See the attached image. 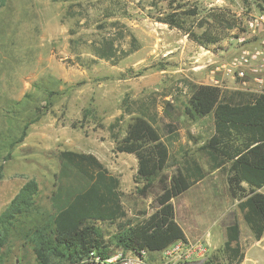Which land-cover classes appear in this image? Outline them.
<instances>
[{
  "label": "rangeland",
  "instance_id": "obj_1",
  "mask_svg": "<svg viewBox=\"0 0 264 264\" xmlns=\"http://www.w3.org/2000/svg\"><path fill=\"white\" fill-rule=\"evenodd\" d=\"M263 6L264 0H0V153L27 120L37 119L4 163L0 210L29 178L50 209L57 156L68 149L98 156L119 178L121 221H139L158 207L159 178L168 182L195 161L203 178L172 199L177 223L186 228L196 220L198 230L187 241H201L210 256L217 254L212 264H230L219 249L225 227L236 221L240 264H264V239L256 242L238 206L243 198L228 190L230 162L213 168L204 148L214 133L213 113L199 114L190 102L200 87L217 89L216 100L241 91L231 72L211 69L240 47L246 21ZM192 9L195 15L184 14ZM174 11L181 13L179 26L156 20ZM102 39L113 41L114 59L95 55ZM136 117L149 120L169 149L167 164L145 192L135 180V155L116 151L111 136L123 138ZM119 221L97 223L106 251L120 247L110 242ZM148 262L159 263L151 255ZM7 264H35L28 244H14Z\"/></svg>",
  "mask_w": 264,
  "mask_h": 264
},
{
  "label": "trees",
  "instance_id": "obj_2",
  "mask_svg": "<svg viewBox=\"0 0 264 264\" xmlns=\"http://www.w3.org/2000/svg\"><path fill=\"white\" fill-rule=\"evenodd\" d=\"M195 13L196 9L184 12L186 15ZM180 14L174 11L156 20L179 26ZM187 34L198 44H203L199 36ZM209 42L212 41L209 39ZM121 53L125 54L124 51ZM95 55L101 59H114L113 41L102 39L95 47ZM217 93L215 88L200 87L190 102L199 114L212 111L214 133L204 148L213 168L230 162L228 190L231 196L243 198L238 204L243 220L254 239L259 240L264 234V193L258 191L264 187V94L233 91L216 100ZM48 107L46 105L44 109ZM35 120H27L18 137L2 143L0 178L14 146L23 141L29 125ZM113 126L110 125L111 129ZM166 126L170 129L169 124ZM111 136L116 151L135 155V180L142 183L140 192L147 191L167 164V143L145 117H136L123 138L112 132ZM57 158L59 167L50 196V209L41 205L37 180L29 178L0 210V264L11 260L12 246L18 243L28 244L35 264H76L90 251L106 254L103 234L97 225L106 221L120 220L110 242L125 250L145 249L148 256L157 258L158 262L163 249L177 241L187 242L183 229L175 220L172 199L203 178L204 173L197 162L178 168L168 182L160 177L157 209L134 222L132 219L121 221L126 212L121 202L119 178L93 154L65 149ZM240 233L236 221L225 227V240L219 252L230 264H240L244 258ZM217 257V254L210 256L207 253L201 264H212Z\"/></svg>",
  "mask_w": 264,
  "mask_h": 264
},
{
  "label": "built area",
  "instance_id": "obj_3",
  "mask_svg": "<svg viewBox=\"0 0 264 264\" xmlns=\"http://www.w3.org/2000/svg\"><path fill=\"white\" fill-rule=\"evenodd\" d=\"M238 40L240 47L228 60L215 64L211 73L219 70L231 72V78L240 80L235 83V88L264 94V9L246 21V29ZM207 253V247L201 241H177L160 252L158 264H201ZM148 255L145 249L136 251L119 247L103 255L90 251L76 264H150Z\"/></svg>",
  "mask_w": 264,
  "mask_h": 264
},
{
  "label": "crops",
  "instance_id": "obj_4",
  "mask_svg": "<svg viewBox=\"0 0 264 264\" xmlns=\"http://www.w3.org/2000/svg\"><path fill=\"white\" fill-rule=\"evenodd\" d=\"M91 154H93V155L98 159V156H96L95 153L92 152ZM121 180H122V179H121ZM196 183H197V182H196ZM193 185H194V184H193ZM181 194H182V193H181ZM190 221L192 222V226H189V227H186V228L178 223V224L181 226V228L183 229L184 234H185L187 240H189L190 237H193V236L196 234L195 232H197V230H198V228H197V224L195 223L196 220H195L194 218H191ZM239 227H240V226H239ZM206 234H210V232H208V233H206ZM263 239H264V234H263V236H262L259 240H256V242H257L258 244H261L262 241H263ZM189 242H190V241H189ZM204 245L206 246L205 243H204ZM206 247H207V246H206ZM207 250H208V249H207Z\"/></svg>",
  "mask_w": 264,
  "mask_h": 264
}]
</instances>
